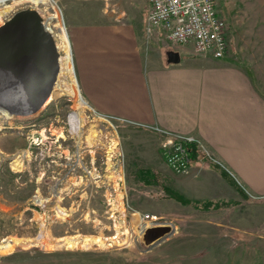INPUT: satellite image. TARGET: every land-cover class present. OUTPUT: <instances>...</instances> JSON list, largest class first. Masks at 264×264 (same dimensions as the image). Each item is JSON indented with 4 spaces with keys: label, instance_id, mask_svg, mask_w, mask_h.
<instances>
[{
    "label": "rangeland",
    "instance_id": "rangeland-1",
    "mask_svg": "<svg viewBox=\"0 0 264 264\" xmlns=\"http://www.w3.org/2000/svg\"><path fill=\"white\" fill-rule=\"evenodd\" d=\"M30 1L40 3L43 22L56 24L61 19L70 44V26L87 19L93 22L102 10L112 23H121L137 22V15L148 14L150 8L149 0H50L47 11L43 6L46 0H8L1 9ZM216 3L228 27L224 59L256 70L259 85L264 87V0ZM19 86L11 75L0 71V110L14 113L0 129V241L34 239L42 224L50 228L54 238L100 233L113 236L117 221L112 203L117 189L125 194L129 227L135 212L143 223L137 231L132 230L133 241L128 247L53 251L39 246L16 248L0 255V264H264V199L242 196L239 201L207 210L202 204L184 205L167 193L174 182L163 159L159 135L99 113L94 107V94L86 96L79 85L89 106L84 114L83 136L95 131L96 143L91 147L80 144L79 137L71 133L69 121L79 109L76 100L64 95L28 115L14 96ZM94 122L98 127L91 130ZM102 132L117 141L118 153L113 162L122 180L117 178L116 183H106L108 153L106 145L97 141ZM25 152L30 159L24 160L22 172H15L11 161ZM203 164L218 168L209 159ZM144 170L152 173L155 183L146 185L140 179ZM57 204L69 211V217L58 218ZM159 226H169L170 235L146 247L139 232Z\"/></svg>",
    "mask_w": 264,
    "mask_h": 264
},
{
    "label": "crops",
    "instance_id": "crops-1",
    "mask_svg": "<svg viewBox=\"0 0 264 264\" xmlns=\"http://www.w3.org/2000/svg\"><path fill=\"white\" fill-rule=\"evenodd\" d=\"M104 12L70 26L79 85L94 94L95 109L196 136L234 175L195 163L183 178L169 170L168 189L221 206L242 196L264 199V87L257 71L172 44L163 28L148 26L147 13L112 23ZM168 50L180 53V64L168 62Z\"/></svg>",
    "mask_w": 264,
    "mask_h": 264
},
{
    "label": "bare ground",
    "instance_id": "bare-ground-1",
    "mask_svg": "<svg viewBox=\"0 0 264 264\" xmlns=\"http://www.w3.org/2000/svg\"><path fill=\"white\" fill-rule=\"evenodd\" d=\"M6 2H8V0H0V26L5 22V20L9 19L17 10L29 6H32L36 9L39 8L40 5L38 1H30L28 3L19 2L13 5L6 6L4 9H1V6L5 5ZM50 2H51L50 0H46L45 3L43 4L45 10L47 11L50 10ZM45 24L52 32L58 47V51L61 55L60 73L58 75L56 84L54 86L53 94L46 103V105L49 104L52 100L58 99L64 95H68L74 100H76L79 104V109L77 112L70 115L69 121L71 125L70 126L71 133L79 137L80 144L83 142L89 147L94 146L96 144L94 142L95 131H92L91 134H88L87 136H83L84 126L86 125L84 114L85 111L89 108V106L80 93V88L75 73L72 47L70 44L69 37L66 34L61 19L57 21L56 24L54 22H45ZM16 93L14 94V96L16 97L17 102L19 101L21 105H24L27 114L28 115L34 114L33 108L26 101L27 92L25 86L22 85V83L21 86H19V90ZM13 114L9 112L7 109L0 110V129L3 123L6 120L10 119L13 116ZM94 127H98V124L95 122L92 125H90V129L92 130ZM97 141L98 143L100 142L103 145H106V149L108 153V158H107L108 176L106 177L107 179L106 183L107 184H111L113 182L116 183L117 178L122 180V178H119L118 175L116 174L115 163L113 162L114 156L118 153L117 141L111 139L106 132H102V134H100V136L98 137ZM25 159H30L29 153L25 152L16 155L11 161L12 169L15 172H22L25 167L24 164ZM124 198H125L124 192L121 191L120 189L119 190L117 189V195L115 201L112 203L115 214L113 217H115L117 221L115 224L116 233L113 236L106 237L102 233H100L98 235H86V236L68 235L62 238H54L51 234L50 228L42 224L40 233L34 239L9 238L0 241V255L10 254L16 248L30 249L33 246H39L45 251H53L57 248L59 249L64 248L69 250H90V249L108 250L111 248L120 249V248L128 247L132 244L133 241L132 230L137 231L138 227L143 223V220L141 215L138 212H135L131 216L132 217L131 226L129 227L127 223V211L124 204ZM56 210H57L58 218L66 219L67 217H69L70 214L69 211L62 208L59 204H57ZM144 227L146 228L147 226L145 225ZM142 234L143 232L140 231L138 234L139 239L142 238Z\"/></svg>",
    "mask_w": 264,
    "mask_h": 264
},
{
    "label": "built area",
    "instance_id": "built-area-1",
    "mask_svg": "<svg viewBox=\"0 0 264 264\" xmlns=\"http://www.w3.org/2000/svg\"><path fill=\"white\" fill-rule=\"evenodd\" d=\"M147 24L161 27L174 45H192L196 56H212L223 59L228 52L227 24L221 16L216 0H149ZM29 8H33L29 6ZM41 13L42 7L36 8ZM43 21L44 15L40 14ZM45 24V22H44ZM46 26V24H45ZM47 29H49L46 26ZM161 137V152L170 171L176 175H188L195 163L209 159L213 166L234 175L213 155L200 138L175 133L161 127L133 123ZM204 165V164H203Z\"/></svg>",
    "mask_w": 264,
    "mask_h": 264
},
{
    "label": "water",
    "instance_id": "water-1",
    "mask_svg": "<svg viewBox=\"0 0 264 264\" xmlns=\"http://www.w3.org/2000/svg\"><path fill=\"white\" fill-rule=\"evenodd\" d=\"M60 53L52 32L35 9L21 8L0 26V71L25 86L33 112L51 98L60 73ZM170 64H180L176 51L167 52ZM169 226L146 229L141 241L150 247L171 233Z\"/></svg>",
    "mask_w": 264,
    "mask_h": 264
},
{
    "label": "trees",
    "instance_id": "trees-1",
    "mask_svg": "<svg viewBox=\"0 0 264 264\" xmlns=\"http://www.w3.org/2000/svg\"><path fill=\"white\" fill-rule=\"evenodd\" d=\"M152 173L149 171V170H144V171H141L140 173V179L146 184V185H150L152 183H155L152 179ZM167 193L168 195L173 198L174 200L184 204V205H189L191 203H196V204H202L204 207L203 209L207 210V209H210V208H215V209H218L220 208V204L219 203H210V202H204V203H200V202H193L191 201L190 199L186 198L185 196L181 195L180 193L176 192V191H173L171 189H167Z\"/></svg>",
    "mask_w": 264,
    "mask_h": 264
}]
</instances>
